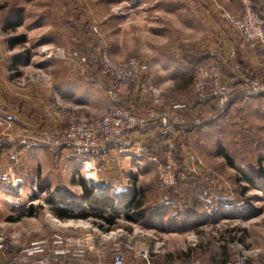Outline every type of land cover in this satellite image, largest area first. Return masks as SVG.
Wrapping results in <instances>:
<instances>
[{
  "label": "rangeland",
  "instance_id": "1",
  "mask_svg": "<svg viewBox=\"0 0 264 264\" xmlns=\"http://www.w3.org/2000/svg\"><path fill=\"white\" fill-rule=\"evenodd\" d=\"M227 13L240 16V1L0 0V234L18 235L2 249L6 254L30 240L57 245L54 235L62 234L84 240L88 258L110 259L120 249L141 264L143 251L151 264H224L244 250L251 263L264 264V94L224 111L215 101L200 106L189 97L194 70L178 68L176 75L171 68L177 54L216 51L233 32ZM73 53L86 58L84 69ZM222 53L226 82L253 76L252 64L238 72ZM103 54L116 63L146 61L161 96L149 98L134 84L122 101L143 125L117 142L116 153L93 155L88 169L71 149L44 138L107 113L112 79L101 74ZM183 101L192 103L181 112L191 129L168 130L159 117ZM114 164L127 167L113 174ZM81 179L124 211L140 198L130 211L134 220L120 214L109 228L95 218L56 217L52 207L100 211L64 203L83 201ZM32 205V216L15 219Z\"/></svg>",
  "mask_w": 264,
  "mask_h": 264
},
{
  "label": "built area",
  "instance_id": "2",
  "mask_svg": "<svg viewBox=\"0 0 264 264\" xmlns=\"http://www.w3.org/2000/svg\"><path fill=\"white\" fill-rule=\"evenodd\" d=\"M239 1L242 14L236 17L228 13L225 15L231 29L238 36L239 44L243 47L264 45V18L255 9L254 0ZM60 53L66 57L63 50ZM69 57H77L79 69H84L87 62L85 57L78 56L77 53ZM230 57L234 69L239 70L236 52H232ZM100 67L102 76L112 79L105 88L109 105L107 113L97 120L71 121L65 128H54L49 134H45L44 138V142L51 146L59 148L69 146L71 157L84 160L88 169L93 167L91 158L94 152L107 150L112 144L124 139L127 132L143 125L144 120L133 114L122 101L130 94L131 87L135 84L137 89L149 98L158 99L161 96V91L149 78V64L140 58L130 57L124 62L116 63L107 54H103L100 58ZM237 81L239 83H236ZM238 88L246 98L260 96L264 94V80L241 75L228 83L225 81L222 64L212 61L195 68L193 89L189 97L195 98L198 102L215 101L220 109L225 110ZM191 105L192 103L187 101L171 104L170 109L159 117L160 123L168 130L183 125L186 119L182 117L181 112L188 111ZM142 151H145L144 148ZM17 236L0 234V250L5 248L10 239ZM53 239L57 245L51 246L52 240L44 238L22 246L12 257L11 264H60L64 259L75 260L80 264H141L128 260L120 249H116L110 259L100 255H94L93 259H89L85 253L84 247L87 243L84 240L62 234H55ZM162 245L159 240L155 242L156 252ZM137 257L146 259L142 264H151L148 251L139 252ZM224 264L253 263L244 250H239Z\"/></svg>",
  "mask_w": 264,
  "mask_h": 264
},
{
  "label": "trees",
  "instance_id": "3",
  "mask_svg": "<svg viewBox=\"0 0 264 264\" xmlns=\"http://www.w3.org/2000/svg\"><path fill=\"white\" fill-rule=\"evenodd\" d=\"M263 1L262 0H254V7L255 9L263 16L264 18V14H263V5H262ZM23 40V37L21 38H18L14 41H12L13 43L15 42H21ZM260 46L262 45H258L257 46V49L260 48ZM261 52V51H260ZM263 55H264V51L262 52ZM182 57V60H181V63L182 64H185L189 69L192 68L193 70H195V68L201 64H205V63H208V62H212V61H217V62H220L224 68V73H225V64L222 62V60L220 59V57H218L217 55H214L212 54L211 52H203L202 54H199V56H196V54L194 52H190L188 51L187 53H183L181 55ZM236 61L238 63H240V68L243 67V64H241L242 62L236 57ZM230 62V60H229ZM231 64V63H230ZM232 66V65H231ZM236 70V69H235ZM239 72V70H237ZM236 72V73H238ZM239 75V74H238ZM239 77V76H237ZM236 76L232 77V81L236 80L237 79ZM253 77H256L255 74L253 75ZM235 78V79H234ZM234 79V80H233ZM236 83H239V81H237ZM137 91H139L137 89ZM249 98H246L244 96V94L239 90V88L235 91V94L231 100V102L228 104L227 108L225 110H228V108H230L231 106H233L234 104H237L239 102H244L245 100H247ZM211 100L207 101V102H199L200 103V106H203L205 104H208ZM190 111V110H189ZM220 111H224L222 109H220ZM184 112H187V111H184ZM188 123H185V125H180V126H176L175 128H178V129H183V130H186V129H191V127H186ZM187 130V131H189ZM117 143H114L110 146L113 147L115 146ZM69 148L71 149L69 146H65V148ZM108 148V149H110ZM232 163V162H230ZM233 164V163H232ZM247 180H249L252 184L255 183V181L253 180V178L249 177V176H246ZM80 185H81V188L83 190V201H85L86 204L88 205H96L97 208H100V211H93V212H82V213H73L72 209H69V208H66L64 206H59V207H52L51 208V211L52 213L60 218V219H71V218H95L97 220H100L102 221L103 223L107 224L108 227H113L117 224V219L119 218V215L120 214H124L125 216V219L127 220H134V216L131 214L130 211H134L136 209H138L141 205V200L140 198L137 199V200H131L130 202H128L124 208H125V211L122 212L123 210H121L122 208L117 207V206H114V199L112 197H105L103 199H100L99 197H97L95 195V191L93 188H89L86 181L84 179H81L80 180ZM261 187V186H260ZM51 201H54V200H51ZM64 203H68L69 205H71L72 208L76 207L77 205V202H65ZM34 206H30L28 208V210L24 213H22L21 215H19L17 218L15 219H19L21 216H24V215H28V216H32L34 214ZM106 211H108V214H106ZM109 228H106V229H109ZM231 259V258H229ZM227 259V260H229ZM225 260L224 263L227 261Z\"/></svg>",
  "mask_w": 264,
  "mask_h": 264
},
{
  "label": "crops",
  "instance_id": "4",
  "mask_svg": "<svg viewBox=\"0 0 264 264\" xmlns=\"http://www.w3.org/2000/svg\"><path fill=\"white\" fill-rule=\"evenodd\" d=\"M264 4V0H262ZM263 14H264V5H263ZM226 33V32H225ZM223 40L220 41L219 45L216 46V51H210L212 54L217 55L218 57H220V59L222 60V62L224 63L226 60V58L224 56L221 55V53L223 55H226V57H228V60H230V65H232V60H231V53L232 52H236V57L244 64V62L246 63H250L252 64V74L256 75V74H263L264 73V55H263V51H264V45L262 44H258V45H262L260 46L259 49H257V46H247V47H243L239 44L238 41V36L235 32H227L226 35H223ZM261 51V52H260ZM182 55V54H181ZM180 54L176 55V61L175 64L171 65L170 67L175 70L174 73L176 75L181 74L183 70H179L178 68H182V69H186L188 68L185 64L181 63L182 57ZM241 63V64H242ZM240 64V63H239ZM168 67V68H170ZM234 68V67H233ZM240 70V69H239ZM180 71V72H179ZM264 76V75H263ZM122 145V144H121ZM118 145L111 147L110 149H107L105 151H96L93 153V155H95V157L99 154V153H116L117 150H119ZM129 158V163H131L130 161L132 160V158L125 157V159ZM124 159V161H125ZM124 163V162H123ZM118 165V166H117ZM121 167H127L126 164H123L122 166H120V164H114L113 165V169H115L116 171L113 172V174H119L121 171ZM120 169V170H119ZM113 186H115V183L113 184ZM116 187V186H115ZM117 188V187H116ZM85 201L82 202H78L76 205V208H78L79 206H81L82 204H84ZM86 204V203H85ZM114 206L119 207L118 205L115 204V200H114ZM124 212V210L122 211ZM190 230V229H189ZM192 230V229H191ZM26 240V239H25ZM31 242V240H30ZM26 245V244H24ZM13 254H6L4 250H0V264H11V260L13 257ZM234 256H232L231 258H233ZM93 257H89V259H93ZM223 263V261H222ZM60 264H80L78 261L75 260H70V259H64ZM193 264V263H191Z\"/></svg>",
  "mask_w": 264,
  "mask_h": 264
},
{
  "label": "bare ground",
  "instance_id": "5",
  "mask_svg": "<svg viewBox=\"0 0 264 264\" xmlns=\"http://www.w3.org/2000/svg\"><path fill=\"white\" fill-rule=\"evenodd\" d=\"M91 177V176H90ZM92 178V177H91Z\"/></svg>",
  "mask_w": 264,
  "mask_h": 264
}]
</instances>
